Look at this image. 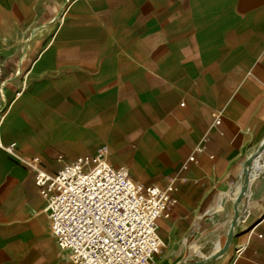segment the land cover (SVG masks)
I'll return each instance as SVG.
<instances>
[{
  "label": "crops",
  "instance_id": "0c3cea01",
  "mask_svg": "<svg viewBox=\"0 0 264 264\" xmlns=\"http://www.w3.org/2000/svg\"><path fill=\"white\" fill-rule=\"evenodd\" d=\"M0 52V264H75L24 159L103 146L176 194L154 264H264V0H0Z\"/></svg>",
  "mask_w": 264,
  "mask_h": 264
},
{
  "label": "built area",
  "instance_id": "2783aa9c",
  "mask_svg": "<svg viewBox=\"0 0 264 264\" xmlns=\"http://www.w3.org/2000/svg\"><path fill=\"white\" fill-rule=\"evenodd\" d=\"M223 118L219 113L216 121ZM108 153L107 147H100L95 155H80L56 172L47 169L39 155L24 163L46 197L52 233L71 250L75 264H154L165 242L157 218H170L176 194L172 187L135 180L128 168L110 162Z\"/></svg>",
  "mask_w": 264,
  "mask_h": 264
},
{
  "label": "bare ground",
  "instance_id": "6f19581e",
  "mask_svg": "<svg viewBox=\"0 0 264 264\" xmlns=\"http://www.w3.org/2000/svg\"><path fill=\"white\" fill-rule=\"evenodd\" d=\"M260 159V153H258V155H256V163H259ZM256 174V171L254 170H250L247 174H246V177L244 178V181H243V184H242V188H241V191H242V196H244V194L247 193L248 189H249V186H250V182L252 180V178L255 176Z\"/></svg>",
  "mask_w": 264,
  "mask_h": 264
},
{
  "label": "rangeland",
  "instance_id": "374dc122",
  "mask_svg": "<svg viewBox=\"0 0 264 264\" xmlns=\"http://www.w3.org/2000/svg\"><path fill=\"white\" fill-rule=\"evenodd\" d=\"M0 54H1V56H2V61H3V73H4L5 58H4V56H3V54H2L1 52H0ZM3 73H2V75H3ZM2 75L0 76V78L2 77ZM217 116H218V115H217ZM206 137H209V136H206ZM206 137H205V138H206ZM205 138H204V139H205ZM209 138H210V137H209ZM204 139H203V144H205V143H204ZM210 142H211V139H210ZM209 144H210V143H209ZM205 145H208V144H205ZM103 147H105V146H103ZM201 148H202V143H200V144L197 145V149H198V150H200ZM260 148H261V147H260ZM258 153H260V152H257L256 155H258ZM191 156H193L194 158L192 159ZM191 156H190V158H191L192 160H195V158H196L195 155H191ZM72 161H73V160H72ZM254 161H256V156H254V157L251 156V158L249 159V164H254ZM68 163H69V162H68ZM66 164H67V163H66ZM64 165H65V164H64ZM117 166H119V165H117ZM249 171H250V169L246 171V174H247ZM246 174H245V176H246ZM245 196H246V194H244V197H245ZM172 208H173V207H172ZM170 217H171V216H170Z\"/></svg>",
  "mask_w": 264,
  "mask_h": 264
}]
</instances>
